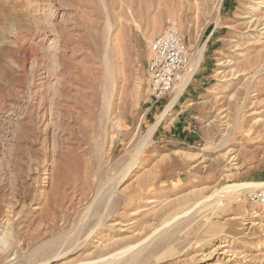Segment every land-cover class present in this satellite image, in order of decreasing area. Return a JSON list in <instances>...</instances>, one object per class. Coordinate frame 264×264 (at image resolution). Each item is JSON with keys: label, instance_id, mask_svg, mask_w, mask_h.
Here are the masks:
<instances>
[{"label": "rangeland", "instance_id": "rangeland-1", "mask_svg": "<svg viewBox=\"0 0 264 264\" xmlns=\"http://www.w3.org/2000/svg\"><path fill=\"white\" fill-rule=\"evenodd\" d=\"M168 25L192 58L204 48L170 111L176 93L155 100L146 73ZM263 181L264 0H0V221L14 206L16 252L63 235L45 264H264V203L244 187Z\"/></svg>", "mask_w": 264, "mask_h": 264}, {"label": "bare ground", "instance_id": "bare-ground-1", "mask_svg": "<svg viewBox=\"0 0 264 264\" xmlns=\"http://www.w3.org/2000/svg\"><path fill=\"white\" fill-rule=\"evenodd\" d=\"M203 52H204V48H202V49H200L197 53H198V58L196 59V58H192V60H191V64H190V66H189V68L187 69V70H185L184 71V73H183V75H182V77L178 80V82L175 84V86L173 87L174 89H173V93H176L175 94V96H174V98L171 100V102L169 103V105L167 106V111H170L172 108H173V106L175 105V102L177 101V99L179 98V96H180V94L186 89L185 87L191 82V80H192V78H193V76H194V74H195V71L198 69V67H199V65H200V63H201V61L203 60V58H204V56H203ZM229 63V62H231V61H225V62H221L219 65H221V66H223V65H226L225 63ZM219 72H218V74H220V75H222L223 73H224V75H226V73H229V72H232V71H224V70H218ZM228 75V74H227ZM158 122H157V124L156 125H154L152 128H151V130H150V132H149V134H152V132H154L155 131V129L157 128V126H158V124L160 123V121H161V117H159L158 118V120H157ZM150 140H151V138H148L147 139V141H145L144 142V144H143V147H144V145L145 144H147L148 142H150ZM115 145V144H114ZM111 148V147H110ZM107 153H108V151H107ZM226 156V155H225ZM134 158V157H133ZM141 159V158H140ZM132 161H134L133 159H132ZM139 161V160H138ZM140 163V162H139ZM132 164V163H131ZM132 166V165H131ZM133 168V167H132ZM144 169V168H143ZM157 169V168H156ZM141 172V171H140ZM143 172V171H142ZM157 172V171H156ZM133 174V173H132ZM157 174L154 172V171H152V170H149V171H144L143 173H141V174H136V175H134V178H133V180H132V182H130L127 186H128V188H130V189H133V187L134 188H137L138 187V189L140 188L141 190H142V188H143V185H142V183L143 182H145L147 179H149V178H151V180L153 179H155V178H157ZM116 177V176H115ZM118 177V176H117ZM111 178V177H110ZM113 178V177H112ZM111 180H114V178L113 179H111ZM120 180H122V178H120ZM156 180V179H155ZM152 182V181H151ZM147 183H148V181H147ZM110 186V185H109ZM115 186V185H114ZM150 186V185H149ZM264 186V181L263 182H253V183H246L245 185H244V187L245 188H247V190L248 191H251V190H256V189H260L261 187H263ZM103 187V186H102ZM148 187V186H147ZM231 187V186H230ZM230 187H224V188H222L219 192H218V194L219 193H224V192H226V190H228ZM236 187V186H235ZM109 188V187H108ZM110 188H112V187H110ZM115 188V187H114ZM105 189V188H104ZM148 189V188H147ZM114 190H116V189H114ZM126 191H128V189L126 190ZM143 191V190H142ZM118 192V191H117ZM129 192V191H128ZM120 193V192H119ZM124 193H125V191H124ZM101 194V193H100ZM104 194H106L105 192H104ZM104 194H101V196H99V197H97V204L94 206V207H96V209L95 210H98V213L100 212V208H102L103 207V209H104V213H105V215H107V216H109L110 214L109 213H111L110 211H111V209H112V207H113V202H114V200H112L113 202H112V204H111V202H110V200H109V196L108 195H104ZM121 194H123V193H121ZM136 194V193H135ZM141 194V193H140ZM139 194V195H140ZM145 194V193H144ZM147 194V193H146ZM124 195V194H123ZM125 196V195H124ZM130 196H131V194H130ZM146 196V195H145ZM116 197V196H115ZM119 198V197H118ZM126 198V197H125ZM115 199V198H114ZM151 199V198H150ZM133 200V199H132ZM146 200V199H145ZM74 201V200H73ZM117 201V200H116ZM70 203H72V200H71V202ZM74 203V202H73ZM88 203V202H87ZM75 204V203H74ZM116 204H118V201H117V203ZM91 205V204H90ZM70 206H71V204H70ZM72 207V206H71ZM94 211V210H93ZM100 214V213H99ZM109 214V215H108ZM16 215V213H15V209H14V206H12V205H9L8 206V209L6 210V215H5V217H4V221L3 220H1L0 221V263L1 264H33V263H40V264H45V263H47L50 259H52V258H55V257H57V256H61V255H63V254H65L66 252H68L67 250H69L70 248H71V246L73 245V241H74V239L72 238V236L71 237H69V236H67V238L66 239H63V235H60V237H57V238H61V240H60V242H57L56 241V239L54 240V241H50V242H48V243H46V244H43L41 247H39L38 249H34L33 251L35 252V253H32V252H30V251H25V252H23V254H19V252H16V251H18V250H14L15 248L17 249V248H19V249H21L20 247H21V245H22V240H20V238L18 237H16L15 235H14V231H13V221H12V219H13V217ZM101 217V216H100ZM89 218H91V217H89ZM101 219V218H100ZM169 219L167 218L166 219V221H164V223H166L167 221H168ZM52 221V220H51ZM89 223V222H88ZM87 222L85 223V224H83V225H81L80 226V231H83V229L87 226V224H88ZM163 223V224H164ZM50 224V223H49ZM77 225V224H76ZM16 228V227H15ZM86 229V228H85ZM156 230V229H155ZM166 230V229H165ZM50 231H51V227L50 226H46L45 227V229H44V231H43V233L45 234V233H50ZM92 231H96L95 230V227L91 230V232ZM165 232V231H164ZM158 233V232H157ZM156 234V233H155ZM142 235V234H141ZM152 235V234H151ZM82 236V235H81ZM146 236V235H145ZM144 236V237H145ZM144 237H139L138 238V242H141L142 240H144L143 238ZM162 237V236H161ZM149 238V237H148ZM153 238H155V237H153ZM28 239V238H27ZM146 239V238H145ZM135 241V240H134ZM145 241V240H144ZM79 242V241H78ZM77 242V243H78ZM137 242V241H136ZM17 245H16V244ZM60 243V244H59ZM150 244V243H149ZM153 244V243H152ZM144 245V244H143ZM119 246V245H118ZM117 246V247H118ZM124 246V245H123ZM137 246H139V244L137 245ZM151 246V245H150ZM74 247H75V245H74ZM142 248H143V246H141ZM24 248V247H23ZM131 248H133V246L131 245H129V246H126L125 248H123V249H121L120 251H119V253L120 254H122V253H124V252H127V251H129ZM146 248H148L147 246H146ZM135 249V248H134ZM145 249V248H144ZM133 250V249H132ZM137 249H135V254H134V256L136 255V254H138L139 252H140V250H138V251H136ZM143 252V251H142ZM131 254H132V252H130ZM130 253H128V254H130ZM33 254L35 255V258L33 259ZM125 257V255H120V257H116L117 259L118 258H120L121 259V257ZM131 256V255H130ZM137 257H138V255H136ZM140 256V255H139ZM107 257V256H106ZM133 257V256H132ZM114 258H115V256H114ZM106 260V259H105ZM107 260H109V259H107ZM115 260V259H114ZM89 261V260H88ZM112 261V260H111ZM83 263L82 264H87V263H85L84 261H82ZM92 262V261H91ZM99 262V261H98ZM97 263V262H96ZM92 264V263H91ZM99 264V263H98ZM105 264V263H104Z\"/></svg>", "mask_w": 264, "mask_h": 264}, {"label": "built area", "instance_id": "built-area-1", "mask_svg": "<svg viewBox=\"0 0 264 264\" xmlns=\"http://www.w3.org/2000/svg\"><path fill=\"white\" fill-rule=\"evenodd\" d=\"M191 59L185 37L174 25H168L152 40L149 48L146 73L152 98L160 100L172 92ZM248 198L258 204L264 203V186L250 192Z\"/></svg>", "mask_w": 264, "mask_h": 264}]
</instances>
